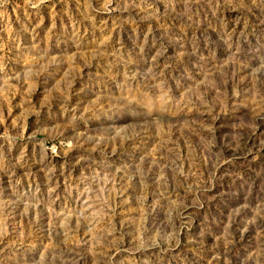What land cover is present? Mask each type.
Masks as SVG:
<instances>
[{"label": "rangeland", "instance_id": "374dc122", "mask_svg": "<svg viewBox=\"0 0 264 264\" xmlns=\"http://www.w3.org/2000/svg\"><path fill=\"white\" fill-rule=\"evenodd\" d=\"M0 264H264V0H0Z\"/></svg>", "mask_w": 264, "mask_h": 264}]
</instances>
